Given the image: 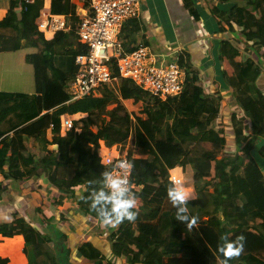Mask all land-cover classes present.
Returning <instances> with one entry per match:
<instances>
[{"label": "trees", "instance_id": "trees-1", "mask_svg": "<svg viewBox=\"0 0 264 264\" xmlns=\"http://www.w3.org/2000/svg\"><path fill=\"white\" fill-rule=\"evenodd\" d=\"M76 1L82 8L90 2L50 0V12L66 15L71 26L69 32H59L50 40L35 26L43 0H9L0 20V52L27 46L38 50L25 57L32 66L34 92L0 91V176L4 179H0V199L8 180L37 182L43 176L50 188L70 194L84 216L100 221L89 198L102 186V173L108 171L100 163L99 141L125 144L132 132L137 155L129 156L130 191L137 202V217L108 234L115 260L107 259L87 238L77 245L80 258L105 264H224L218 244L225 236L235 240L242 235L243 252L227 264H264V176L251 155L256 140L264 138V93L257 85L264 70V52H260L264 49V0H239L245 3L225 12L212 10L220 23L225 19L240 28L239 37L220 40L218 48L222 63L232 71L224 80L241 112L240 118L233 114L227 126L219 120V98L203 93L196 75L188 71L181 94L171 101L150 95L129 79L117 78L124 97L142 102L143 115L131 114L109 91L70 100L75 57L85 51L75 33L80 19ZM228 1L237 0H215L214 6ZM185 6L197 17L194 0H186ZM122 29L118 41L125 51H132L135 48H125ZM111 69L117 76L112 63ZM105 108L107 115L100 113ZM77 113L86 115L74 119L72 129L61 136L60 117ZM48 131V141L58 148L41 154L40 136L47 140ZM204 143L207 147L200 146L199 151L193 148ZM260 154L264 157L263 147ZM176 166L182 167L184 185L195 190L188 208L199 224L192 230L176 219L166 194L169 170ZM188 167L192 176L185 184ZM76 187H81L79 195ZM0 235L22 237L27 264H61L52 238L23 216L13 213L10 221L0 223ZM0 264H9L8 258L0 256Z\"/></svg>", "mask_w": 264, "mask_h": 264}, {"label": "crops", "instance_id": "crops-1", "mask_svg": "<svg viewBox=\"0 0 264 264\" xmlns=\"http://www.w3.org/2000/svg\"><path fill=\"white\" fill-rule=\"evenodd\" d=\"M76 3L80 12L83 5L79 1ZM185 3L186 0H141L137 15L128 18L123 24L121 34L125 39V48L133 49L139 45H146L156 55L158 64L181 61L182 66L179 65L188 71L189 75L192 73L196 75L197 86L203 93L219 98V120H223L227 126L230 124V117L236 114L240 118L241 112L224 80V75L228 76L232 71L227 64L222 63L218 48L220 40L239 37L240 28L227 24L225 19H222L220 23L216 19L215 11L212 10L217 8L225 12L233 5L241 6L245 2L228 1L214 6L215 0H194L197 17L190 13ZM8 5L9 0H2L0 20L4 18ZM43 8L49 10L50 0H43ZM53 37L48 36L46 40ZM263 50L261 49L260 52H264ZM37 51L34 46H27L18 51H3L18 53L14 68L18 72H27L26 88L30 87L32 69L25 61V57ZM20 80H13L9 84L22 85L23 82ZM257 85L264 93V70L257 79ZM0 91L30 94L34 92V85L33 89L25 91L1 88ZM123 104L126 105V103ZM85 115V113H77L73 115V118L77 119ZM47 135H50V131ZM228 138L230 142L233 140L232 135ZM47 140L51 139L47 138ZM46 146L49 144L43 145V147ZM50 147L51 150H57L58 144H50ZM262 147L264 148V138L259 137L251 155L264 176V157L260 154ZM171 171L181 175L183 173L182 167L179 166L172 168ZM0 179L4 180L3 176H0ZM7 184L0 199V223L10 221L13 213L29 220L33 226L52 238L61 264H105L102 261L85 262L80 258L77 245L86 238L99 247L107 259L115 260L108 241V234L115 228H109L101 221H93L84 216L70 194L53 190L43 176L37 182L8 180ZM185 187L192 190L195 198L194 188ZM74 190L77 195L81 193V187H76ZM59 202H61L60 210L56 208ZM60 212L64 215L63 217H60ZM23 246L21 236L6 238L0 235V256L8 258L9 264H27ZM117 262L120 263V260Z\"/></svg>", "mask_w": 264, "mask_h": 264}, {"label": "built area", "instance_id": "built-area-1", "mask_svg": "<svg viewBox=\"0 0 264 264\" xmlns=\"http://www.w3.org/2000/svg\"><path fill=\"white\" fill-rule=\"evenodd\" d=\"M27 3L33 0H25ZM141 0H90L88 7L79 12L80 19L75 31L78 42L85 51L76 55L77 70L69 84L70 100L95 95L98 90L117 78L131 80L150 95L162 100L171 101L181 94L185 70L177 61L158 64L156 55L146 45H139L132 51H125L118 41L124 22L139 12ZM36 30L47 39L59 32L71 30L68 17L55 14L43 7L35 20ZM111 63L115 65L117 76H113ZM73 115L60 117V135L73 127ZM137 155L133 133H130L125 144L107 145L99 141L98 156L100 163L108 170L125 174L114 169L113 165L129 156ZM129 188L133 187L131 172L127 173ZM183 177L169 170L168 180Z\"/></svg>", "mask_w": 264, "mask_h": 264}, {"label": "clouds", "instance_id": "clouds-1", "mask_svg": "<svg viewBox=\"0 0 264 264\" xmlns=\"http://www.w3.org/2000/svg\"><path fill=\"white\" fill-rule=\"evenodd\" d=\"M114 169L122 170L125 174H118L108 170L102 173L101 187L90 194V207L98 214L100 221L109 228H116L125 220L132 222L137 217V202L129 188L127 173L131 172L132 163L121 159L113 165ZM166 194L170 204L175 208L178 221L184 222L185 227L192 230L199 221L189 212L188 201L194 196L192 190L186 188L181 178H173L167 187ZM244 250V237L235 240L227 236L218 244L217 251L224 257V264L232 257L239 256Z\"/></svg>", "mask_w": 264, "mask_h": 264}, {"label": "rangeland", "instance_id": "rangeland-1", "mask_svg": "<svg viewBox=\"0 0 264 264\" xmlns=\"http://www.w3.org/2000/svg\"><path fill=\"white\" fill-rule=\"evenodd\" d=\"M2 3V0H0V4ZM264 51V50H263ZM17 52L13 53V52H2L0 53V88L1 89H10V90H18V91H25L28 89H33V70L31 72V79L30 81V87L26 88L25 84L27 82V72L26 71H22V72H18L14 67V65H16L17 60L15 59V57L17 56ZM8 58V59H7ZM11 58V59H10ZM30 69H32V66H29ZM17 78V79H16ZM21 79V80H20ZM13 80H17V81H22L23 84L19 85V84H12L10 85L9 82L13 81ZM105 91H109L111 92L114 96H117L122 103H126V105L124 104V106L127 108V110L131 113V114H139V115H143L142 114V102H134L133 99L129 100L130 98H126L122 95V92L119 90L118 87V81L117 80H112L111 83H109L108 85H106L105 87H102L98 90L97 93H102ZM148 98V97H147ZM149 99V98H148ZM147 99V100H148ZM150 102V100H148ZM101 114L103 115H107L108 114V109H102L100 111ZM46 138H51V135H45ZM40 152L41 154H48L49 152H51V147L50 144H53L54 142L52 141H48L44 138V136H40ZM38 142V141H37ZM33 144V143H32ZM43 144H49V146L43 147ZM207 143H204L199 145L197 147L193 146V148H198V151L200 150V146L203 147H207L206 145ZM180 167V166H179ZM185 184L186 183H190V179L192 176V171L191 169L188 167L185 170ZM183 177V174H182ZM184 181V179H183ZM55 199L57 200V197H55ZM42 210V209H41Z\"/></svg>", "mask_w": 264, "mask_h": 264}]
</instances>
